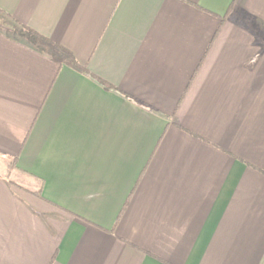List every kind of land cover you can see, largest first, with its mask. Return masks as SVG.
<instances>
[{"label":"crops","instance_id":"1","mask_svg":"<svg viewBox=\"0 0 264 264\" xmlns=\"http://www.w3.org/2000/svg\"><path fill=\"white\" fill-rule=\"evenodd\" d=\"M3 20L0 264H264V0Z\"/></svg>","mask_w":264,"mask_h":264},{"label":"trees","instance_id":"2","mask_svg":"<svg viewBox=\"0 0 264 264\" xmlns=\"http://www.w3.org/2000/svg\"><path fill=\"white\" fill-rule=\"evenodd\" d=\"M15 33L18 34L19 36L25 38L32 45H37L36 43L38 42V40L46 41L45 38L40 37L38 34H36L35 32H33L30 29L25 28V27H21L18 31L16 30ZM71 62L74 63V65H77L75 60L72 59Z\"/></svg>","mask_w":264,"mask_h":264},{"label":"rangeland","instance_id":"3","mask_svg":"<svg viewBox=\"0 0 264 264\" xmlns=\"http://www.w3.org/2000/svg\"><path fill=\"white\" fill-rule=\"evenodd\" d=\"M6 24H5V22H4V20L3 21H0V28H2V29H6Z\"/></svg>","mask_w":264,"mask_h":264}]
</instances>
